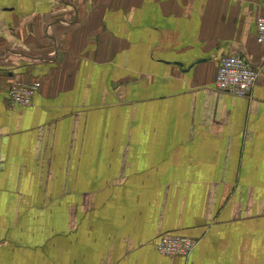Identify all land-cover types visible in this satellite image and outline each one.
<instances>
[{"label": "crops", "instance_id": "crops-1", "mask_svg": "<svg viewBox=\"0 0 264 264\" xmlns=\"http://www.w3.org/2000/svg\"><path fill=\"white\" fill-rule=\"evenodd\" d=\"M261 15L264 0H0V264H264ZM224 55L260 70L250 96L217 91ZM19 77L41 89L9 111ZM165 235L192 253L158 254Z\"/></svg>", "mask_w": 264, "mask_h": 264}, {"label": "built area", "instance_id": "built-area-1", "mask_svg": "<svg viewBox=\"0 0 264 264\" xmlns=\"http://www.w3.org/2000/svg\"><path fill=\"white\" fill-rule=\"evenodd\" d=\"M255 40L261 47V58L264 61V15L258 16L255 26ZM260 71L250 66L244 59L235 55H224L219 58L215 76V87L220 92L245 98L251 95L257 85ZM41 88V83L30 77L15 78L9 87L7 97L13 107L33 105L34 96ZM195 241L186 237L163 236L155 245L156 251L163 256L187 257L194 249Z\"/></svg>", "mask_w": 264, "mask_h": 264}, {"label": "rangeland", "instance_id": "rangeland-1", "mask_svg": "<svg viewBox=\"0 0 264 264\" xmlns=\"http://www.w3.org/2000/svg\"><path fill=\"white\" fill-rule=\"evenodd\" d=\"M7 94H8V90H7V92H6V94H5V98H4V100L6 99V101L9 103V98L7 97ZM5 102V101H4ZM31 106H29V107H25V108H30ZM7 108H8V110L9 111H14L16 108H18V107H13V108H10V107H8L7 106Z\"/></svg>", "mask_w": 264, "mask_h": 264}, {"label": "trees", "instance_id": "trees-1", "mask_svg": "<svg viewBox=\"0 0 264 264\" xmlns=\"http://www.w3.org/2000/svg\"><path fill=\"white\" fill-rule=\"evenodd\" d=\"M47 233V231H42L41 233ZM64 232H58V235H62ZM50 234V233H48ZM171 236H175V237H184V236H176V235H171Z\"/></svg>", "mask_w": 264, "mask_h": 264}]
</instances>
